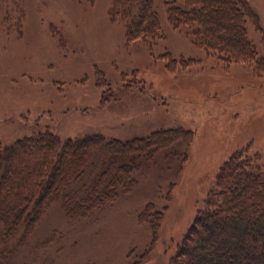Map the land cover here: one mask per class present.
<instances>
[{"label": "rangeland", "instance_id": "374dc122", "mask_svg": "<svg viewBox=\"0 0 264 264\" xmlns=\"http://www.w3.org/2000/svg\"><path fill=\"white\" fill-rule=\"evenodd\" d=\"M153 3L160 32L145 40L128 37L115 0H0L3 146L40 130L103 138L70 185L81 188L78 197L67 189L31 232L7 244L0 225V264H169L235 152L255 157L264 172V66L259 73L255 57L200 44L197 15L168 18V4L188 11L190 1ZM247 3L255 15L248 39L260 57L264 0ZM157 132L164 138L153 143ZM141 139L143 155L118 166L130 179L109 188L116 197L67 215L63 202L84 197L80 186L105 172L109 153L132 152Z\"/></svg>", "mask_w": 264, "mask_h": 264}, {"label": "trees", "instance_id": "16d2710c", "mask_svg": "<svg viewBox=\"0 0 264 264\" xmlns=\"http://www.w3.org/2000/svg\"><path fill=\"white\" fill-rule=\"evenodd\" d=\"M188 1L193 4L188 11L168 4V18L174 21L187 14L197 15L203 23L196 35L200 44L219 48L228 57H255L257 71L262 72L259 68L264 66V55L258 57L255 44L248 39V17L255 15L247 0ZM114 9L128 17L130 39L148 40L160 32L153 0H115ZM178 132L192 135L187 130ZM162 133H154L151 141L157 143L164 138ZM102 139L99 134H91L63 140L51 130H40L36 136L22 138L10 146H3L0 141V225L5 244L15 240L19 231L31 232L33 224L37 225L51 208L52 201L67 189L78 197L81 188L74 191L70 185L92 164ZM142 140L132 142L138 145L132 152L130 146L118 148L117 142L109 145L118 149L105 159V172L87 187L80 186L85 192L80 201L67 198L63 202L67 215L81 216L95 204L116 197L117 192L109 188L120 177L119 184L130 179L129 171L118 170V166L143 155L140 148L148 141ZM104 150L103 147L102 152L106 153ZM255 159L247 152L237 151L225 162L217 188L206 199L169 264H264V172L258 171ZM113 169L117 170L115 174Z\"/></svg>", "mask_w": 264, "mask_h": 264}]
</instances>
